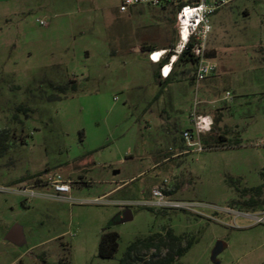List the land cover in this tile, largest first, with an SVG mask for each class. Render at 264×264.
Wrapping results in <instances>:
<instances>
[{"label":"rangeland","instance_id":"1","mask_svg":"<svg viewBox=\"0 0 264 264\" xmlns=\"http://www.w3.org/2000/svg\"><path fill=\"white\" fill-rule=\"evenodd\" d=\"M120 5L0 0V264H119L133 242L168 231L190 244L175 264H264V225L242 216L264 211V0L213 15L216 72L196 84L180 64L161 96L146 56L173 39L176 7ZM194 114L215 121L205 149L173 157ZM58 176L73 201L53 197ZM165 179L192 211L139 204ZM23 186L38 195L18 194ZM15 225L21 245L5 239ZM107 232L120 236L112 259L99 257ZM166 253L140 249L128 264Z\"/></svg>","mask_w":264,"mask_h":264},{"label":"built area","instance_id":"2","mask_svg":"<svg viewBox=\"0 0 264 264\" xmlns=\"http://www.w3.org/2000/svg\"><path fill=\"white\" fill-rule=\"evenodd\" d=\"M236 0H121L120 12L126 13L131 8L138 6H153L164 7L172 5L176 7V27L178 31V42L174 48L165 51L152 52L149 55L151 62L161 65V78L168 79L172 75L173 65L177 63L179 56L186 50H190L192 58L195 60L193 64V71L190 79L196 84H200L204 80L212 76L217 70L216 62L208 56L209 40L213 32V25L211 18L221 8L231 5ZM41 26H45L46 22L38 20ZM160 53L158 58L155 55ZM171 55L169 56V54ZM170 65L168 71H165ZM230 94L227 93L226 100L230 101ZM214 118L209 114H194L192 117L193 129L186 130L182 134L185 142L183 153L187 154L190 149L192 151H203L205 149L203 138L209 134L214 127ZM258 145L264 147V140ZM49 186L54 190V198L73 201L71 197L72 184L70 181L64 180L61 176L56 179L49 180ZM168 181L165 179L160 186H156L152 190L153 199L139 203L142 206L155 208L159 210L177 209L192 211V204L174 200L171 197V190L167 187ZM17 193L33 198L38 195L35 190L27 186H23L17 190ZM137 205L136 203L122 204L121 207L125 209L127 206ZM244 218L249 220L252 225H264V211L255 213H244Z\"/></svg>","mask_w":264,"mask_h":264},{"label":"trees","instance_id":"3","mask_svg":"<svg viewBox=\"0 0 264 264\" xmlns=\"http://www.w3.org/2000/svg\"><path fill=\"white\" fill-rule=\"evenodd\" d=\"M190 49V48H189ZM186 50L181 56H179L176 66L180 64L189 65L193 68V64L195 60L192 58L190 50ZM171 53L169 54V56ZM167 59H165L161 65L165 64ZM158 78V76H156ZM169 82L167 83H160L162 88L164 89ZM61 91L65 90V87L59 88ZM163 90L160 92L162 95ZM159 96L157 99H159ZM0 139L6 140V136L0 135ZM261 187L257 188V191H261ZM256 203V202H254ZM119 240L120 236L116 232H107L104 233L101 237L100 245H99V257L102 259H112L115 257L118 249H119ZM190 244L187 246H183L181 238L172 231H168L165 236L161 235H152L145 239H138L133 242L127 252L125 253L122 260L119 264H128L137 254L140 249H156L157 252L161 253L162 250L165 248L167 253L164 258L150 262L149 264H175L179 259H181L188 251Z\"/></svg>","mask_w":264,"mask_h":264},{"label":"crops","instance_id":"4","mask_svg":"<svg viewBox=\"0 0 264 264\" xmlns=\"http://www.w3.org/2000/svg\"><path fill=\"white\" fill-rule=\"evenodd\" d=\"M64 1H67V0H64ZM121 1V0H120ZM51 4H53V1H50L49 3H45V5H42V8L44 7H47V6H50ZM127 13V12H126ZM175 21L173 22V34H174V36H173V39L171 40V42L169 43V45L166 47V46H162V45H153L152 47H150V50H151V52L149 53V55L152 53V52H159V51H165V50H170V49H172V48H174L175 47V45L177 44V42H178V39H179V36H178V31H177V27H176V13H175ZM47 26H48V23H47ZM210 40H211V38H210ZM210 40H209V48H210ZM134 49H135V51H139L140 50V47L139 46H136V47H134ZM146 59H147V62L151 65V67L153 68V70H154V72H155V76H158V81H159V83H167V82H169V84H174V83H172V82H175V81H172L171 79L172 78H179L178 76H179V72L177 71V66H176V64H174L173 65V70H172V75L170 76V78H168V79H162L161 78V67H162V65H159V64H156V63H153V62H151L150 61V59H149V56L147 55L146 56ZM167 63L169 64V60L167 61ZM167 68H170V65H168L167 66ZM167 68H166V70H167ZM168 84V85H169ZM167 85V86H168ZM165 87L164 89H163V91L165 92H167L168 90V87ZM181 148V147H180ZM184 148H185V146H184V144L182 145V148L180 149V152L179 153H174V155H173V157H178V156H180V155H183L184 153H183V151H184ZM159 155H162V156H164L163 158L164 159H162V161H161V163L162 162H165L166 160H167V158H165V156H166V152H159ZM160 162L159 163H156L154 166H157V165H159V164H161ZM119 187H117V188H115V189H113V190H111L110 192H108L107 194L109 195V194H112V193H114L117 189H118Z\"/></svg>","mask_w":264,"mask_h":264},{"label":"water","instance_id":"5","mask_svg":"<svg viewBox=\"0 0 264 264\" xmlns=\"http://www.w3.org/2000/svg\"><path fill=\"white\" fill-rule=\"evenodd\" d=\"M133 218L131 210H125L124 212V220H131ZM5 239L13 244L21 245L25 241V237L23 234L22 227L19 225H15L5 236ZM225 248L223 243H219L214 252H213V259L215 260L218 254Z\"/></svg>","mask_w":264,"mask_h":264},{"label":"bare ground","instance_id":"6","mask_svg":"<svg viewBox=\"0 0 264 264\" xmlns=\"http://www.w3.org/2000/svg\"><path fill=\"white\" fill-rule=\"evenodd\" d=\"M159 55H160V53H157V54L155 55V58H158ZM168 70H169V68H167V70H165V71H168Z\"/></svg>","mask_w":264,"mask_h":264}]
</instances>
